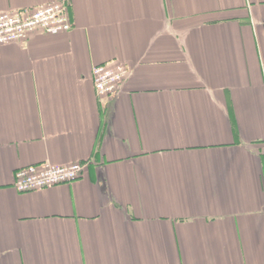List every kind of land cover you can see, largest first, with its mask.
I'll list each match as a JSON object with an SVG mask.
<instances>
[{
    "label": "crops",
    "instance_id": "obj_1",
    "mask_svg": "<svg viewBox=\"0 0 264 264\" xmlns=\"http://www.w3.org/2000/svg\"><path fill=\"white\" fill-rule=\"evenodd\" d=\"M68 1L70 32L0 47V264H264V0ZM42 162L89 166L18 193Z\"/></svg>",
    "mask_w": 264,
    "mask_h": 264
},
{
    "label": "built area",
    "instance_id": "obj_2",
    "mask_svg": "<svg viewBox=\"0 0 264 264\" xmlns=\"http://www.w3.org/2000/svg\"><path fill=\"white\" fill-rule=\"evenodd\" d=\"M69 6V1L63 0L36 8L0 12V47L24 43L36 33L54 35L70 32L73 24L68 13ZM128 73L127 67L122 64L95 66L92 70V82L97 98L102 102L118 94ZM88 166V162L66 166L42 162L17 170L13 186L22 194L70 185L85 174Z\"/></svg>",
    "mask_w": 264,
    "mask_h": 264
}]
</instances>
